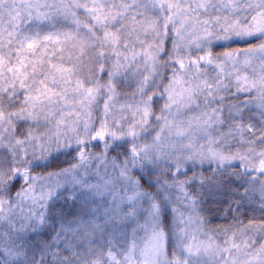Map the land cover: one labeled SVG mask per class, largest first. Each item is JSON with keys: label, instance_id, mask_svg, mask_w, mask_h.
Masks as SVG:
<instances>
[{"label": "clouds", "instance_id": "9594fccd", "mask_svg": "<svg viewBox=\"0 0 264 264\" xmlns=\"http://www.w3.org/2000/svg\"><path fill=\"white\" fill-rule=\"evenodd\" d=\"M0 264H264V0H0Z\"/></svg>", "mask_w": 264, "mask_h": 264}]
</instances>
